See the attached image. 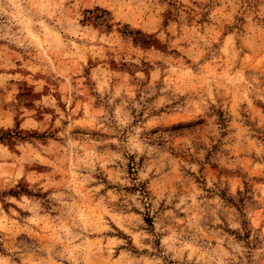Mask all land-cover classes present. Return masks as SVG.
Listing matches in <instances>:
<instances>
[{"label": "rangeland", "instance_id": "374dc122", "mask_svg": "<svg viewBox=\"0 0 264 264\" xmlns=\"http://www.w3.org/2000/svg\"><path fill=\"white\" fill-rule=\"evenodd\" d=\"M0 264H264V0H0Z\"/></svg>", "mask_w": 264, "mask_h": 264}, {"label": "trees", "instance_id": "16d2710c", "mask_svg": "<svg viewBox=\"0 0 264 264\" xmlns=\"http://www.w3.org/2000/svg\"><path fill=\"white\" fill-rule=\"evenodd\" d=\"M130 33V32H129ZM128 33V34H129ZM133 34H136V35H138V36H140V38L141 37H143V38H147V39H149V36L147 35V34H144V33H141L140 31H135V32H133ZM139 39H137V38H134V42L135 43H139V41H138ZM151 41V39H149V42ZM8 135V134H7Z\"/></svg>", "mask_w": 264, "mask_h": 264}]
</instances>
